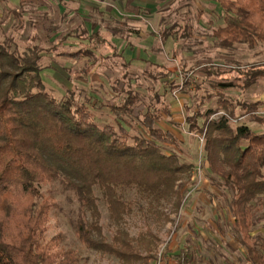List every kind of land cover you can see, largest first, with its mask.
<instances>
[{"label":"trees","instance_id":"obj_1","mask_svg":"<svg viewBox=\"0 0 264 264\" xmlns=\"http://www.w3.org/2000/svg\"><path fill=\"white\" fill-rule=\"evenodd\" d=\"M216 2L225 22L213 31L220 47L243 43L255 48L264 44V0ZM177 25L162 32L163 42L169 35H177ZM69 35L61 36L56 45L47 48L48 52L56 51L57 56L73 60L94 59L95 51L103 47L127 66L117 46L101 35L96 25L74 35L85 42L83 47L59 51L58 46ZM42 51L33 46L19 53L12 49L11 42L0 44V264H78L73 250L53 252L49 243H43L51 203L39 186L55 180L80 204L72 225L85 248L114 255L119 264H149L156 258L159 237L149 227L132 237L125 227L126 217L135 207L143 210L142 201L149 212H157L163 204L179 210L193 169L182 159L181 143L165 119L171 116V107L165 89L161 92L159 87L168 83L160 82V78L170 73L145 72L152 80L147 86L152 91L147 103L133 89L127 72L116 77L112 88L119 102L108 105L111 120L100 125L91 110L96 107L95 100L77 102L69 90L57 99L46 90L41 77ZM196 70L218 97L214 107L204 110V103L213 97L210 92L196 103L185 104L187 131L202 134L200 167L208 170L209 180L214 184L221 180L232 192L233 228L240 234L247 261L264 264V235H250L256 209L264 208V131H254L239 122L246 118L264 125L262 102L231 100L223 93L230 88H238L241 93L259 79L264 80V62L227 67L204 64ZM190 79L185 77V86ZM120 83L122 87L118 88ZM219 112L222 115L213 118ZM128 190L135 196H128ZM99 202L108 214L110 240L103 232ZM254 203L260 206L255 208ZM164 220L169 221V216L165 214ZM173 258L176 264H197L188 245Z\"/></svg>","mask_w":264,"mask_h":264},{"label":"rangeland","instance_id":"obj_2","mask_svg":"<svg viewBox=\"0 0 264 264\" xmlns=\"http://www.w3.org/2000/svg\"><path fill=\"white\" fill-rule=\"evenodd\" d=\"M96 24L101 35L111 37L113 34L114 38L125 41L123 51H120V42H111L124 55L127 66L111 56L110 49L103 47L95 51L96 62L90 58L73 60L57 56L56 51L48 52L47 48L56 45L58 39L68 32L71 35L64 39L58 50L74 51L83 47L85 42L74 35ZM175 24H178L175 28L177 35H169L164 43L162 32ZM224 25L222 9L216 0H0V44L11 42L12 49L19 53L33 46L43 48L41 77L46 90L57 99H62L69 90L77 102L95 100L96 107L91 110L100 125L111 120L108 105L119 102L112 88L116 77L127 72L133 89L145 97L147 103L152 95L147 86H151L152 80L146 78L145 72L170 73L168 77L160 78V82L167 80L168 83L159 87L161 92L165 89L171 107V116L165 119L171 123L169 129L181 143L182 159L191 163L193 169L182 192L179 210L175 211L171 204H163L157 212H149L146 202L142 201L143 210L135 207L134 212L126 217L125 227L132 237L145 231L146 227L159 237L156 258L149 264H155L159 256L162 264H176L173 256L187 245L194 251L197 264H251L247 261L240 234L233 228L232 192L221 180L218 184L212 183L208 170L200 167L202 134L188 132L185 123V104L196 103L210 92L213 97L204 103V110L214 107L218 97L205 76L196 70L198 67L204 64L247 66L264 62V44L255 48L243 43L231 48L220 47L213 31ZM185 77H191L186 86ZM176 84L178 86L171 90L170 86ZM117 85L122 87L121 83ZM223 93L231 100L261 101L260 115H264L263 79L241 93L238 88ZM237 110L242 112L239 107ZM219 115L222 112L213 118ZM239 122H245L254 131H264V125L258 122H249L246 118ZM162 125L168 128L166 124ZM39 191L51 203L43 243H49L53 252L73 250L79 259L78 264H119L116 256L87 249L78 241L72 221L80 204L59 180L40 185ZM95 191L100 196L99 191ZM127 194L135 196L132 190ZM42 200L39 199L38 204ZM99 205L103 232L110 240L108 214L101 202ZM254 206L257 208L260 204L254 203ZM165 214L169 221L164 220ZM255 215L251 237L264 235V208L256 209Z\"/></svg>","mask_w":264,"mask_h":264},{"label":"crops","instance_id":"obj_3","mask_svg":"<svg viewBox=\"0 0 264 264\" xmlns=\"http://www.w3.org/2000/svg\"><path fill=\"white\" fill-rule=\"evenodd\" d=\"M110 12H113V10H111ZM100 23V22H99ZM96 26H97V24H96ZM90 27H93V25H90ZM87 30V29H86ZM91 30V28L90 29H88L87 31H90ZM114 33H115V31H114ZM105 37V36H104ZM115 36H113V34L111 35V37H105V38H108V39H110L111 41H113V42H115V43H118V42H120V44H121V47L122 48H120V51H123V46L122 45H124V43H125V41L122 39V38H120V37H117V38H114ZM113 39V40H112ZM168 39V38H167ZM167 39L164 41V43L167 41ZM126 44V43H125ZM118 48V47H117ZM119 51V52H120ZM123 55V54H122ZM123 57H124V55H123ZM125 58V57H124Z\"/></svg>","mask_w":264,"mask_h":264},{"label":"built area","instance_id":"obj_4","mask_svg":"<svg viewBox=\"0 0 264 264\" xmlns=\"http://www.w3.org/2000/svg\"><path fill=\"white\" fill-rule=\"evenodd\" d=\"M200 139H201V138H200ZM201 141H202V139H201ZM155 264H162V263H161L160 256H159V258L155 261Z\"/></svg>","mask_w":264,"mask_h":264}]
</instances>
